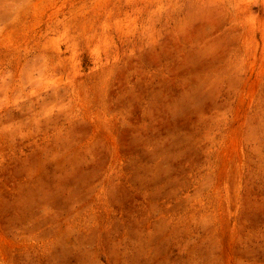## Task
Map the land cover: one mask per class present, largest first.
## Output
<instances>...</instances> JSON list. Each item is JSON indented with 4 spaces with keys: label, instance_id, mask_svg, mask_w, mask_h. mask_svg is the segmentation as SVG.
Masks as SVG:
<instances>
[{
    "label": "rangeland",
    "instance_id": "rangeland-1",
    "mask_svg": "<svg viewBox=\"0 0 264 264\" xmlns=\"http://www.w3.org/2000/svg\"><path fill=\"white\" fill-rule=\"evenodd\" d=\"M0 264H264V0H0Z\"/></svg>",
    "mask_w": 264,
    "mask_h": 264
}]
</instances>
